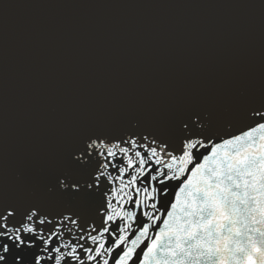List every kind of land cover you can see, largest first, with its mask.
<instances>
[{"label": "snow or ice", "instance_id": "snow-or-ice-1", "mask_svg": "<svg viewBox=\"0 0 264 264\" xmlns=\"http://www.w3.org/2000/svg\"><path fill=\"white\" fill-rule=\"evenodd\" d=\"M36 6L0 5V264H264V66L255 92L227 94L223 117L177 94L33 131L29 113L9 118L4 56L9 9ZM249 6L264 18V0ZM46 31L28 18L14 27L25 93Z\"/></svg>", "mask_w": 264, "mask_h": 264}, {"label": "water", "instance_id": "water-1", "mask_svg": "<svg viewBox=\"0 0 264 264\" xmlns=\"http://www.w3.org/2000/svg\"><path fill=\"white\" fill-rule=\"evenodd\" d=\"M63 2L0 0L39 5L9 9L4 56L9 118L29 113L33 131L103 108L150 110L177 94L215 102L223 117L228 93L259 86L264 18L249 6L251 0H81L100 6H51ZM21 18L47 26L29 50L33 71L26 93L22 47L14 34ZM177 191L170 188L158 205L162 219L172 211Z\"/></svg>", "mask_w": 264, "mask_h": 264}]
</instances>
